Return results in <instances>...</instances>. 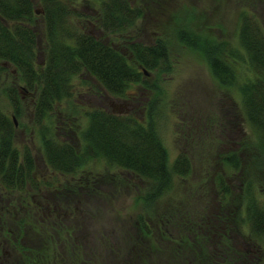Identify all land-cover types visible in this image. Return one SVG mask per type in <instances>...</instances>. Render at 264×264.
<instances>
[{
  "label": "trees",
  "instance_id": "16d2710c",
  "mask_svg": "<svg viewBox=\"0 0 264 264\" xmlns=\"http://www.w3.org/2000/svg\"><path fill=\"white\" fill-rule=\"evenodd\" d=\"M75 1L0 0V74L7 72L14 79L3 88L12 112L8 114L0 108V187L19 194L38 189L33 176L35 160L31 149L23 146L20 151L14 146L16 128L12 116L19 117L25 110L19 91L14 86L20 81L23 83L22 90L33 98L32 119L38 128L40 146L49 169L63 175L73 174L90 159L103 158L108 164L131 172L149 183V189L142 199L145 206L151 207L172 187L174 175L186 177L191 170L190 159L185 153H180L170 171L168 170L167 153L154 123L153 103L147 109L146 122L127 113L94 107L84 112L86 126L81 128L78 116H74L77 112L70 106L67 110H71V117L61 118L62 125H58L56 133L55 127L47 124L46 117L54 115L55 111L57 113L60 103L73 96L74 79L80 73L92 76L112 96L126 97L130 87L135 84L151 91L152 86L142 75L157 70L167 58L166 43L156 40L153 45H146L136 40L137 37L130 36L127 46L131 55L129 58L126 53L82 27L89 23L86 18L89 21L93 18L91 23L104 33H123L141 17V7L133 0H86L87 5L93 1L98 6L97 9L94 8L96 10L93 14L87 15L74 11ZM35 4H38V8ZM38 10L44 39L45 59L42 65L36 62L38 35L35 21ZM179 37L205 55L212 75L221 86L230 88L235 65L239 62L251 67L253 74L239 88V92L246 120L252 127L253 138L241 141L240 148L246 147L252 151L251 174L264 173L262 28L252 16L244 15L240 22L237 46L228 41L202 39L186 29L179 31ZM60 127L65 133L80 140V149L73 143L58 138ZM236 155L235 152L223 154V163L237 170L240 162ZM261 176L264 175L259 174L257 182L253 179L246 180L241 197L245 201L243 215L251 238L264 245V205L257 200L253 190L258 182H261L258 185L263 186ZM215 185L220 190V199L225 198L228 195L225 182L219 178ZM7 202L9 200L5 203L8 207L10 203ZM171 210L172 208L159 211L156 208L157 214L139 215L135 222L138 233L128 232L127 239H130V243L126 247L118 248L110 240L112 246L116 245L118 255L112 258L107 255V262H103L96 251L89 250L93 249L92 246L87 243L85 245L81 235L74 236L69 230L70 226L54 228V220L50 222L53 229L38 235L32 245H27L20 238L15 240L12 247L17 248L18 252L11 254L9 264H248L250 250L248 247L237 248L231 243V232L222 213L205 216L196 211L192 215L194 222L190 219L179 220L177 225H172L171 216H168ZM6 212L16 214L15 211ZM52 212L54 214L55 210ZM3 219L0 218L4 225L6 222L13 224V221ZM151 221L157 226L159 248L151 239ZM14 222L20 226L17 231L23 232L22 226L27 224L25 217L15 219ZM171 227H177V239L169 232ZM159 249L167 254H157Z\"/></svg>",
  "mask_w": 264,
  "mask_h": 264
},
{
  "label": "rangeland",
  "instance_id": "374dc122",
  "mask_svg": "<svg viewBox=\"0 0 264 264\" xmlns=\"http://www.w3.org/2000/svg\"><path fill=\"white\" fill-rule=\"evenodd\" d=\"M91 2L87 5L86 0H76L74 11L93 14L98 6ZM133 2L141 7L142 15L125 32L106 34L91 23L93 18L91 21L86 18L89 23L82 28L126 53L129 58L131 55L127 46L130 36L137 37L136 40L146 45H153L156 40L165 42L167 58L157 70L142 75L153 89L147 91L135 84L130 87L126 97H116L105 91L92 76L80 73L74 79L73 96L62 101L57 113L55 111L54 115L46 117V122L52 128L55 127L58 133V125H62L61 118L71 117V110H67L70 106L77 112L74 116H78L81 128L86 126L84 112L94 107L127 113L146 122L147 109L153 103L154 123L167 153L168 170L170 171L176 157L185 153L191 162L190 173L186 177L174 175L172 187L151 207L145 206L142 199L149 189V183L131 172L108 164L103 158L90 159L73 174L55 173L45 162L38 128L32 119L33 98L22 90V82H16L14 86L19 91L25 110L21 116L15 117L14 146L20 151L23 146L31 149L35 160L33 176L38 189L19 194L0 187V218L13 221V224L6 222L4 225L0 220V264H9L11 254L18 252L17 248L12 247L15 240L20 238L27 245H32L38 235L46 234L53 226L62 229L64 225L71 227L69 230L74 236L81 235L85 245L87 243L92 246L93 249L89 250L96 251L99 258L107 262V255L112 258L118 253L116 245L112 246V241L118 248L126 247L130 243V239H127L128 232L138 233L135 226L137 217L141 214H155L156 208L159 211L172 208L168 213L172 225H177L179 220L193 221L192 215L196 211L205 216L222 213L229 228L227 229L231 232V243L237 248L248 247L250 250L248 264H255L257 261L258 264H264V245L251 238L243 215L245 201L241 197L246 180L253 179L257 182L259 174L264 175L259 172L251 174L252 151L246 147L240 148L241 141L253 138L252 127L246 120L239 92V88L249 80L253 72L248 64L239 62L235 65L230 88L221 86L212 75L205 55L179 37V31L186 29L202 39L228 41L237 46L240 22L244 15L252 16L264 32V0ZM35 7L38 8V4ZM39 14L38 10L35 21L38 35L36 62L42 65L45 53ZM11 80L14 79L9 73L0 74V108L8 114L12 112V108L3 88ZM69 123L72 125V121ZM69 128L74 129L65 127ZM59 130L61 133L57 134L58 138L67 140L80 149L79 139L65 133L61 127ZM232 152L237 154L236 158L240 162L237 170L230 168L222 160L223 154ZM262 168L264 169V164ZM261 177L264 181V176ZM219 178L228 187V195L223 199H220V190L215 185ZM259 183L261 182L253 184V190L257 200L264 205V183L263 186L258 185ZM7 200L10 203L8 207L5 205ZM51 208L55 210L54 214ZM6 209L15 211L16 214L6 212ZM20 217L27 220V224L22 226L24 235L22 231H17L20 226L14 222ZM54 220L56 222L51 226L50 222ZM149 226L153 230L152 242L159 248L157 226L152 221ZM169 232L175 238L179 236L177 227H171ZM186 235L191 237L189 232ZM172 243L176 244L173 240ZM162 252L159 249L157 254H167Z\"/></svg>",
  "mask_w": 264,
  "mask_h": 264
},
{
  "label": "water",
  "instance_id": "95a60500",
  "mask_svg": "<svg viewBox=\"0 0 264 264\" xmlns=\"http://www.w3.org/2000/svg\"><path fill=\"white\" fill-rule=\"evenodd\" d=\"M13 120L15 121V118L13 117ZM15 125H16V121H15Z\"/></svg>",
  "mask_w": 264,
  "mask_h": 264
}]
</instances>
